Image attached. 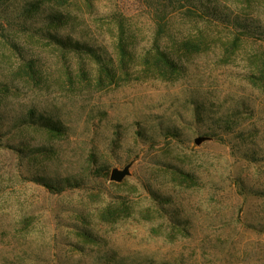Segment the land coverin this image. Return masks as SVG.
<instances>
[{"label": "rangeland", "instance_id": "1", "mask_svg": "<svg viewBox=\"0 0 264 264\" xmlns=\"http://www.w3.org/2000/svg\"><path fill=\"white\" fill-rule=\"evenodd\" d=\"M0 264H264V0H0Z\"/></svg>", "mask_w": 264, "mask_h": 264}, {"label": "water", "instance_id": "2", "mask_svg": "<svg viewBox=\"0 0 264 264\" xmlns=\"http://www.w3.org/2000/svg\"><path fill=\"white\" fill-rule=\"evenodd\" d=\"M127 175V170L121 171L119 169H114L111 174V178L117 182H121Z\"/></svg>", "mask_w": 264, "mask_h": 264}, {"label": "trees", "instance_id": "3", "mask_svg": "<svg viewBox=\"0 0 264 264\" xmlns=\"http://www.w3.org/2000/svg\"><path fill=\"white\" fill-rule=\"evenodd\" d=\"M237 24H240V23L238 22ZM242 28H244V26H242ZM159 55L164 59V57H165V53H163V52H159Z\"/></svg>", "mask_w": 264, "mask_h": 264}]
</instances>
